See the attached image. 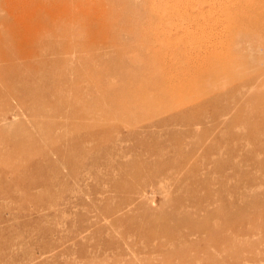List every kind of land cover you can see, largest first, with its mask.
Wrapping results in <instances>:
<instances>
[{"label":"rangeland","instance_id":"rangeland-1","mask_svg":"<svg viewBox=\"0 0 264 264\" xmlns=\"http://www.w3.org/2000/svg\"><path fill=\"white\" fill-rule=\"evenodd\" d=\"M18 38L0 264H264V0H0Z\"/></svg>","mask_w":264,"mask_h":264},{"label":"bare ground","instance_id":"bare-ground-1","mask_svg":"<svg viewBox=\"0 0 264 264\" xmlns=\"http://www.w3.org/2000/svg\"><path fill=\"white\" fill-rule=\"evenodd\" d=\"M46 22H48V24H51L52 22H51V20H45ZM46 25L47 24H44V26L46 27ZM44 27V28H45ZM56 29H57V27L55 26V25H53L52 27H51V31H49L50 33L51 32H55L56 31ZM48 30H50L49 29V27H48ZM43 35V36H42ZM44 35H45V37H44ZM46 35H47V32L45 31V29H44V33L43 34H41L40 35V37L38 38V39H40L41 41H40V44H42V43H47L46 42V40H47V38H46ZM13 37V36H12ZM44 38V39H43ZM11 40H12V45H14L15 43L13 42V38H11ZM14 40H15V37H14ZM18 40H19V42L21 43V45L19 46V48H18V50H16V47L14 48L15 49V52L14 51H12V50H9V49H7V47H2L1 45H0V48H3V49H5V50H3L2 49V52L0 53V60H2L3 59V61H5L6 63H9V62H12L15 58H17V57H19V58H26V59H30V58H32V57H34L36 54H37V49H36V47H37V45L38 44H36L35 46H33V47H30V48H27L28 46H23V45H25L26 43H24V40L23 41H20V39L18 38ZM29 42V41H28ZM10 43H11V41H10ZM24 43V44H23ZM144 89H148V87H146V88H143V90ZM108 91H110V88H109V90ZM142 91V90H141ZM149 91V90H148ZM144 92V91H143ZM140 95V94H139ZM145 95V94H144ZM131 108H132V111L134 110V108H138V106L140 105V101L142 102V98H138L137 100H136V97L134 96V95H132L131 97Z\"/></svg>","mask_w":264,"mask_h":264}]
</instances>
